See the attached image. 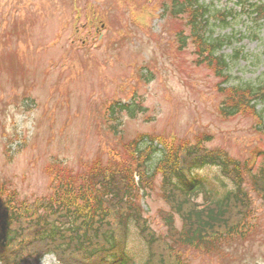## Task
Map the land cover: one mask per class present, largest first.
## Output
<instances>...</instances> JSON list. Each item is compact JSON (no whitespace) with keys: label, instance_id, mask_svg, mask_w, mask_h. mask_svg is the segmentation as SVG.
<instances>
[{"label":"rangeland","instance_id":"374dc122","mask_svg":"<svg viewBox=\"0 0 264 264\" xmlns=\"http://www.w3.org/2000/svg\"><path fill=\"white\" fill-rule=\"evenodd\" d=\"M237 1L206 0L234 16L239 11ZM162 2L0 0V37L9 39L14 29L11 38L15 40V44H0V58H10V52L25 54L12 55V69L0 78V180L10 182L22 198L34 201L49 195L45 171L49 163L61 161L78 172L86 165L81 161L103 156L102 149L109 140L100 135L104 126L97 115L108 100L114 102L116 96L117 100H127L129 93L140 99L144 114L127 123L128 138L140 133L194 141L196 135L209 133L210 148L225 149L238 160L264 151V136L256 132V117L248 114L224 119L218 115L223 100L217 91L220 79L206 67L194 65L193 45L177 55V34L183 30L188 36L190 31L182 20L159 18ZM131 6L138 8L135 16L131 15ZM77 8L82 11L80 19ZM86 8L98 11L94 18L108 23L102 42L93 16H86ZM247 17L238 14L233 26L227 28V32L232 29L235 39L227 53L236 48L242 56L233 68V77L258 85L264 79V24L255 25ZM254 30L259 31L258 38ZM29 40L30 49L20 46ZM52 43L54 48L38 51ZM85 44L88 49L81 50ZM63 57L77 65L68 75H64L68 68L48 67L50 61ZM143 69L148 70L147 75ZM13 77L20 79L14 82ZM28 85L34 86L29 94L33 103L9 96L16 89L21 97ZM63 90H67V100ZM259 110L264 116V100ZM263 158L262 154L258 161L261 165ZM196 178L210 191L218 186L213 192L223 191L219 186L223 182L230 188L215 168L199 171ZM147 201L152 227L166 232L158 215L165 206L158 190ZM256 202L251 206L256 216L251 224L257 234L252 240L230 247L224 257L194 255V263L264 264V206L260 200ZM141 246L135 235L129 247L132 258L140 257ZM29 264L58 263L54 255H48L40 263Z\"/></svg>","mask_w":264,"mask_h":264},{"label":"trees","instance_id":"16d2710c","mask_svg":"<svg viewBox=\"0 0 264 264\" xmlns=\"http://www.w3.org/2000/svg\"><path fill=\"white\" fill-rule=\"evenodd\" d=\"M175 5L179 9L174 8L171 15L179 17L183 13V0H174ZM193 19L196 16L193 15ZM210 46L213 47V44ZM200 54L209 65L218 61L226 64L212 49H201ZM218 90L226 95L222 107L240 110L245 105L251 108V101L264 94V83L259 86L244 84L230 90ZM237 113L238 111L232 112ZM129 152L126 162L130 165L125 167L129 171L121 173L118 169H104L103 172H98V168H91L86 174L79 176L78 182L56 190L49 199L38 201L34 205L18 204L12 197L7 202L3 201L2 194L7 189L1 186L0 260L3 264H11L18 253L39 257L52 250L63 264H105L106 257H117L123 250L133 227H138L146 239L148 253L144 264H188L182 259V255L189 249L218 253L229 246L232 239L243 236L253 214L252 198L248 192L241 188L232 190L223 182L219 185L223 191L206 193L209 204L198 209L194 199L179 190L169 178L164 195L173 212L180 216L182 226L177 230L174 216L166 214L164 223L168 227V235L163 237L165 239L155 237L140 209L133 205L134 192L129 188L108 186L109 181L123 183L124 187L130 182L134 183L131 179L135 166L141 167L143 164L137 157L136 146L132 145ZM195 154L196 161L218 166L227 179L238 182L236 167L231 165L222 152L199 151ZM167 164L171 165L170 158L167 159ZM263 177L259 175L258 179ZM215 190H218V186ZM257 193L264 199V189ZM108 209L110 214L103 215ZM64 226L69 228L65 229Z\"/></svg>","mask_w":264,"mask_h":264}]
</instances>
